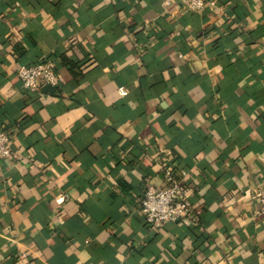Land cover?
I'll return each mask as SVG.
<instances>
[{
    "label": "crops",
    "instance_id": "0c3cea01",
    "mask_svg": "<svg viewBox=\"0 0 264 264\" xmlns=\"http://www.w3.org/2000/svg\"><path fill=\"white\" fill-rule=\"evenodd\" d=\"M0 130V264H264V0H0ZM163 164L193 210L152 229Z\"/></svg>",
    "mask_w": 264,
    "mask_h": 264
},
{
    "label": "built area",
    "instance_id": "2783aa9c",
    "mask_svg": "<svg viewBox=\"0 0 264 264\" xmlns=\"http://www.w3.org/2000/svg\"><path fill=\"white\" fill-rule=\"evenodd\" d=\"M178 2L186 10L192 12L202 11L207 5H214L216 0H161L164 9ZM17 77L25 89L36 91L41 85H58V76L55 63L52 59H44L34 64H22L17 69ZM124 93L122 88L119 89ZM9 134L0 130V162L9 157L11 150L8 146ZM163 184L146 185L140 199V211L145 224L152 229H159L170 222L185 219L193 210L192 203L187 195V187L183 177L175 174L170 165L161 167ZM251 199L259 204L258 212L264 214V190L256 189Z\"/></svg>",
    "mask_w": 264,
    "mask_h": 264
},
{
    "label": "trees",
    "instance_id": "16d2710c",
    "mask_svg": "<svg viewBox=\"0 0 264 264\" xmlns=\"http://www.w3.org/2000/svg\"><path fill=\"white\" fill-rule=\"evenodd\" d=\"M50 87H53V88H55V87H57V85H56V86H50Z\"/></svg>",
    "mask_w": 264,
    "mask_h": 264
}]
</instances>
